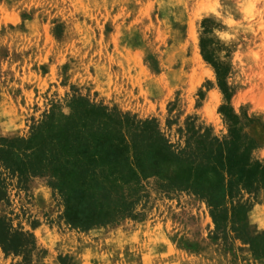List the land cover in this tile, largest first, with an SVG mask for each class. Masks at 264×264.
Wrapping results in <instances>:
<instances>
[{"label":"rangeland","instance_id":"obj_1","mask_svg":"<svg viewBox=\"0 0 264 264\" xmlns=\"http://www.w3.org/2000/svg\"><path fill=\"white\" fill-rule=\"evenodd\" d=\"M77 96L154 119L172 143L190 127L225 137L232 112L264 162V0H0V135L26 136ZM143 184L135 217L81 230L46 178L14 180L0 217L37 249L0 248V264H264L231 232L215 233L204 201ZM249 204L256 236L264 192Z\"/></svg>","mask_w":264,"mask_h":264},{"label":"trees","instance_id":"obj_2","mask_svg":"<svg viewBox=\"0 0 264 264\" xmlns=\"http://www.w3.org/2000/svg\"><path fill=\"white\" fill-rule=\"evenodd\" d=\"M68 112L52 109L26 136L0 135V204L14 180L46 178L61 197L64 219L75 229L135 217L144 182L165 191L186 192L204 201L215 233H232L264 258V232L247 233L249 199L264 192V162L240 117L224 113L228 135L188 128L183 143H172L154 119L139 120L85 97H72ZM0 248L24 257L33 253V235L14 230L0 217Z\"/></svg>","mask_w":264,"mask_h":264}]
</instances>
